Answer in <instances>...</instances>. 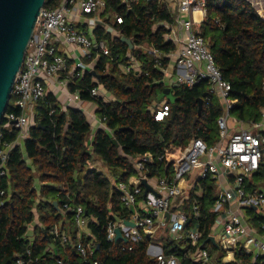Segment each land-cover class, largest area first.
Masks as SVG:
<instances>
[{"label":"trees","instance_id":"trees-1","mask_svg":"<svg viewBox=\"0 0 264 264\" xmlns=\"http://www.w3.org/2000/svg\"><path fill=\"white\" fill-rule=\"evenodd\" d=\"M61 1L46 0L44 6L56 8ZM106 1L107 11L123 18L122 23L110 20L121 36L112 35L102 27H97L93 33L97 40L106 41L112 54L119 56L117 58L124 59L128 52L136 55L141 72L124 74L115 62L103 57L95 73L87 72L70 85L72 92L80 90L82 100L97 104L98 115L106 118L105 124L113 133L98 129L92 135L91 123L84 111L72 106L63 109L57 96L47 89L45 99L36 106L30 138L23 147L17 145L12 149L8 174L0 177V189L6 190L0 199V264L26 251L25 235L36 217L44 229L40 224L34 227L35 240L30 248L38 260L31 264H54L49 229L56 223H61L63 228L68 225L72 239L75 238L71 218L68 217L70 221L66 224L55 205L61 204L60 199H65L66 193H70L73 201L82 205L93 218L89 224V239L99 245L97 253L102 264H156L146 253L147 240L139 243L108 240L109 223L129 219L132 214V210L122 204V192L116 185L120 181L129 182L137 175L127 155H150L151 161L146 165L148 176H164L173 173L178 157L195 139H203L210 145L219 140L217 122L223 107L210 92L207 79L192 87L185 84L172 87L177 104L174 120L171 114L157 121L150 109L162 101L159 95L168 87L155 59L142 48L155 46L164 53L176 49L172 41L165 39L167 29L162 25L173 22L168 5L161 0H141L129 8L123 0ZM195 31L208 42L223 78L231 84V97L237 100L231 114L237 120H259L264 110V11L260 13L246 0H207L206 19L195 25ZM123 37L132 41V48ZM162 60L167 67L169 59ZM94 76L114 99L105 102L91 95L90 89L97 85ZM204 94L203 110L198 115V100ZM14 101L12 95L7 112H17ZM5 122L3 118L0 130L4 131L5 141H12L17 131L5 129ZM95 158L108 168L110 176L94 167L88 168ZM259 176L254 178L253 186L264 184V164ZM200 188L202 194L197 192ZM216 190L212 178L201 180L200 187L190 189L183 209L193 217V206L198 204L200 245L221 257L218 245L210 240L216 219L211 209L217 197ZM141 199L143 193L138 200ZM180 245L167 239L165 250L177 253L182 250ZM59 252L60 257L71 264L79 261L70 248L66 253L60 249ZM238 257L242 264H258L242 251Z\"/></svg>","mask_w":264,"mask_h":264},{"label":"built area","instance_id":"built-area-1","mask_svg":"<svg viewBox=\"0 0 264 264\" xmlns=\"http://www.w3.org/2000/svg\"><path fill=\"white\" fill-rule=\"evenodd\" d=\"M140 1L123 0V3L131 8ZM161 1L168 5L173 16L172 23L162 24L167 29L165 39L172 41L176 49L168 53L149 45L142 49L155 59L165 75L164 82L168 88L177 84L192 87L203 79L208 80L210 92L223 107L217 122L219 140L210 145L203 139H195L178 157L173 173L164 176H148L146 165L151 161L150 155H127L134 163L137 175L129 182L120 181L116 185L122 192V204L133 211L129 219L121 218L109 223L108 240L116 239L117 227L128 243L147 240L146 253L156 260V264H242L238 257L240 251L249 255L253 263L264 264V184L253 186L254 178H260L259 172L264 164V110L257 121H242L232 116L237 100L231 97V84L223 78L208 42L195 31V25L206 19L207 0ZM246 1L263 13L264 0ZM196 12H200L198 16ZM110 20L123 22L117 13L107 11L106 0H62L56 8H41L11 91L17 112L6 111L4 114V128L15 129L17 136L12 141H5L4 131L0 130V177L8 174L7 164L12 149L17 145L23 147L30 138L36 106L45 99L47 89L55 91L59 100L64 98L62 107L66 109L74 107L73 103H79L81 99L79 89L71 91V83L87 72L95 73L103 57L115 62L124 74L136 72L138 75L141 72V63L132 52L119 59L118 55L112 54L105 40H97L94 33L81 29L83 26L93 30L102 27L120 37L121 33L113 28ZM164 57L169 59L167 67L163 66ZM93 81L97 85L90 89L91 95L105 102L112 100L97 76ZM172 108L173 103L167 97L150 107L157 121L169 117ZM89 119L92 135L98 129L113 133L106 126L105 117L98 118L92 114ZM197 167L200 170L192 180ZM208 177L217 187V197L211 208L216 214L211 237H215L221 257L200 245L202 231L198 204L193 206V217L183 209L189 190L200 187L201 180ZM143 180L151 188L146 196ZM197 192L202 194L203 190L200 188ZM142 193L143 199L139 201ZM5 194L6 190L0 189V199ZM60 200L58 211L66 224L70 221L68 217L71 218L75 238L72 239L68 225L63 228L61 223H56L49 229L54 264H71L60 257L59 249L66 253L67 248L79 258L74 264H102L97 253L98 245L89 239V224L93 218L82 205L73 201L70 193ZM192 220V225H189ZM126 221H132L134 226ZM40 227L44 229L43 225ZM25 238L26 251L15 254L11 264H31L38 260L30 248L35 240L34 233L27 232ZM165 239L181 244L182 250L167 253Z\"/></svg>","mask_w":264,"mask_h":264},{"label":"water","instance_id":"water-1","mask_svg":"<svg viewBox=\"0 0 264 264\" xmlns=\"http://www.w3.org/2000/svg\"><path fill=\"white\" fill-rule=\"evenodd\" d=\"M46 0H0V124L3 121L4 114L7 111L8 103L11 98V91L17 73L19 72L25 54L36 26L40 10L44 6ZM130 48L133 43L130 39L122 38ZM204 94L198 100V115H201L204 106ZM169 98L173 103L172 117L174 120L177 113V104L173 96V88L169 87L159 95V100ZM121 129L120 131H123ZM113 143L118 145L116 139ZM200 170L195 169L192 178ZM146 187L144 195L151 190L146 180H143ZM57 206V203H55ZM133 211V210H132ZM169 214H167V218ZM128 225L134 226L132 221H126ZM116 240L123 239L127 241L119 227L115 229ZM211 242L217 246L215 237L210 238ZM99 249V245L97 247ZM12 258L6 259L2 264H9Z\"/></svg>","mask_w":264,"mask_h":264},{"label":"rangeland","instance_id":"rangeland-1","mask_svg":"<svg viewBox=\"0 0 264 264\" xmlns=\"http://www.w3.org/2000/svg\"><path fill=\"white\" fill-rule=\"evenodd\" d=\"M109 96H110V99L112 98V99H114V96L111 94V93H107ZM111 101V100H110ZM88 105H92L93 106V108L96 106L97 107V105H96V103L95 102H89V103H85V104H83V108L84 109H82V110H88L89 109V106ZM95 105V106H94ZM89 115V114H88ZM232 116H234V115H232ZM237 128V127H236ZM96 168V169H98L99 171H101L102 173H104V174H106V175H109L110 176V172H109V170H108V168L104 165V164H102L101 163V161H99L97 158H95V159H93L91 162H90V164L88 165V168ZM36 184H38V183H36ZM40 223H39V221H38V218H36V220H35V222L34 223H32V224H30L29 225V228H28V232L30 233V234H32L33 235V231H34V227H35V225H39ZM41 225V224H40ZM39 225V226H40ZM165 240H167V239H165Z\"/></svg>","mask_w":264,"mask_h":264},{"label":"crops","instance_id":"crops-1","mask_svg":"<svg viewBox=\"0 0 264 264\" xmlns=\"http://www.w3.org/2000/svg\"><path fill=\"white\" fill-rule=\"evenodd\" d=\"M81 29L82 30H84V31H88V32H90V33H93V29H89L87 26H83V27H81ZM49 91H51V92H53V90H51V89H48ZM55 92V91H54ZM53 92V93H54ZM55 94V93H54ZM59 99V98H58ZM61 101V103H65L64 101V98L63 99H61L60 100ZM89 102H92V101H84V100H81L80 99V101H79V103L78 102H74L73 104V106L74 107H79L80 106V108L79 109H84L83 107V104H85V103H89ZM79 104V105H78ZM97 105V104H96ZM89 106V109L88 110H83L84 111V113L87 115V117H88V119H89V116L90 115H92V114H95L98 118L100 117L99 115H98V113H97V107L95 106L94 108H93V106L92 105H88ZM81 109V110H82ZM89 114V115H88ZM101 118V117H100ZM89 121H90V119H89ZM192 180H193V178H192ZM189 192H190V190H189ZM188 192V193H189ZM200 194V193H199ZM217 255V254H216Z\"/></svg>","mask_w":264,"mask_h":264},{"label":"bare ground","instance_id":"bare-ground-1","mask_svg":"<svg viewBox=\"0 0 264 264\" xmlns=\"http://www.w3.org/2000/svg\"><path fill=\"white\" fill-rule=\"evenodd\" d=\"M200 12H196V15L198 16Z\"/></svg>","mask_w":264,"mask_h":264}]
</instances>
